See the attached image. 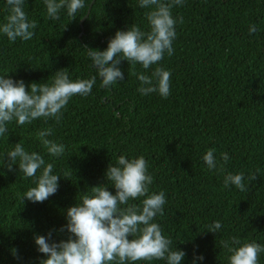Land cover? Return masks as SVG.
Listing matches in <instances>:
<instances>
[{
    "label": "trees",
    "instance_id": "trees-1",
    "mask_svg": "<svg viewBox=\"0 0 264 264\" xmlns=\"http://www.w3.org/2000/svg\"><path fill=\"white\" fill-rule=\"evenodd\" d=\"M85 2L90 8L80 10L75 20L66 10L59 20H51L44 0H25L24 10L38 26L28 41L12 43L0 33V76L30 85L48 82L67 68L73 80L87 79L95 68L84 47L103 51L118 30L133 23L150 30L148 9L140 8L138 0ZM172 13L178 20L173 55L165 53L147 70L122 61L123 81L103 88L98 80L90 95L69 101L59 123L40 118L8 125L0 137V264H39L45 259L35 235L64 226L66 209L76 204L78 194L106 183L107 166L115 165L120 155H142L148 161L154 177L150 193L164 191L167 198L164 215L155 222L174 248L186 252L182 264H193L199 255L204 259L196 264H229L231 253L220 241L233 236L264 245V0H185ZM7 15L6 0H0V24ZM250 25L257 32L249 34ZM158 66L172 74L167 99L158 92L142 96L137 91L141 84L136 74L150 76ZM47 127L54 129L48 138L66 146L59 158L50 156L37 138ZM18 142L53 163L54 174L68 173L57 193L43 203H23V194L35 186L33 178L19 172L18 165L14 171L6 167V154ZM210 148L216 150L215 170L202 159ZM222 152L230 157L223 171ZM241 172L246 191L224 187L227 174ZM251 173L256 180L247 179ZM215 221L222 223L221 230L207 232ZM67 236L53 231L52 239ZM14 248L19 259L12 254ZM259 264H264V253Z\"/></svg>",
    "mask_w": 264,
    "mask_h": 264
},
{
    "label": "clouds",
    "instance_id": "clouds-1",
    "mask_svg": "<svg viewBox=\"0 0 264 264\" xmlns=\"http://www.w3.org/2000/svg\"><path fill=\"white\" fill-rule=\"evenodd\" d=\"M185 0H138L140 8L148 9L145 17L149 31H143L135 23L127 30H118L108 42V47L101 51L84 47L88 58L92 61L95 74L87 79L73 80L67 68L60 69L45 83L32 82L26 84L23 79L15 80L10 75L0 76V137L8 132V125L15 121L18 125L31 124L43 118L45 121L54 119L57 123L63 117V110L74 96H88L99 80L100 86L110 88L125 79L119 67L126 60L131 64H140L147 70L174 54L173 42L176 39L177 18L172 9L182 6ZM46 15L51 20H59L62 10L75 20L76 14L90 5L85 0H44ZM8 15L0 24V33L15 43L19 38L28 41L35 35L38 22L29 19L24 10L25 0H6ZM183 23V17L179 18ZM257 32L255 25H250L249 34ZM141 86L137 91L143 95L158 92L163 98L170 96L171 72L163 67H156L151 75L137 73ZM54 134L52 127L41 129L37 138L47 153L59 158L66 146L48 137ZM215 149L210 148L202 157L209 170L217 169L218 161ZM8 171H14L18 165L19 172L26 178H33L35 184L21 197L33 203H43L59 189L61 177L54 174L53 163H46L38 152L25 150L18 142L6 154ZM219 165L221 171L230 159L228 153L222 152ZM4 164V162H3ZM38 171L40 172L37 175ZM106 183L90 187V192L77 196L76 204L66 209V224L58 230L67 232L66 239L58 242L52 239L53 231L45 235H35L37 250L45 259L39 264H137V262L165 261L166 264H182L186 252L173 247L170 237L163 234L156 217L164 215L167 203L164 191L150 193L154 177L149 172V164L144 156L128 159L120 155L115 165L108 164L104 174ZM249 181L257 179L255 173L249 174ZM245 176L229 173L225 176L224 187L234 185L241 192L247 190ZM110 185V186H109ZM115 189V194L110 190ZM143 198V199H141ZM140 200V205L130 201ZM222 228L220 221L208 226L207 232L217 233ZM131 237V238H130ZM227 249L229 264H259L260 254L264 253V245L256 241L242 242L233 236L229 240H221ZM14 257L19 259L17 250L12 249ZM204 256H195L203 260Z\"/></svg>",
    "mask_w": 264,
    "mask_h": 264
},
{
    "label": "water",
    "instance_id": "water-1",
    "mask_svg": "<svg viewBox=\"0 0 264 264\" xmlns=\"http://www.w3.org/2000/svg\"><path fill=\"white\" fill-rule=\"evenodd\" d=\"M95 1V0H94ZM92 7V6H91ZM89 13H90V10H89V12H88V14H87V16L83 19V21L82 22H84L88 17H89ZM83 26V25H82Z\"/></svg>",
    "mask_w": 264,
    "mask_h": 264
}]
</instances>
